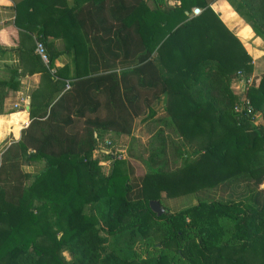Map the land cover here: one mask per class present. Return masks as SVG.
<instances>
[{"label":"trees","instance_id":"16d2710c","mask_svg":"<svg viewBox=\"0 0 264 264\" xmlns=\"http://www.w3.org/2000/svg\"><path fill=\"white\" fill-rule=\"evenodd\" d=\"M214 1L13 0L16 24L45 47L71 39L73 60L53 70L47 47V64L34 52L54 93L0 153V264H174L173 250L175 264H264V74L243 91L255 124L230 88L252 60ZM226 1L264 40V0ZM18 76L0 78V104ZM146 112L147 170L135 176L109 147L105 174L93 151L108 134L126 146ZM191 193L196 203L175 213L150 209ZM148 241L161 251L139 256Z\"/></svg>","mask_w":264,"mask_h":264},{"label":"crops","instance_id":"0c3cea01","mask_svg":"<svg viewBox=\"0 0 264 264\" xmlns=\"http://www.w3.org/2000/svg\"><path fill=\"white\" fill-rule=\"evenodd\" d=\"M74 1L65 0L69 7L74 6ZM176 3L177 0H166L167 6ZM210 6L224 25L240 40L251 57L254 72L252 74L256 75L258 70L264 74V40L254 33L250 25L226 0H216ZM36 31L16 24L13 0H0V78L9 77L10 70L15 69L19 73V87L16 90L5 88L2 91L0 153L11 143L21 139L22 131L30 120V105L39 107L54 93L55 81L45 72L36 70L38 65L33 50L39 37ZM46 41L47 50L54 54L53 70H59L66 65L72 67L73 54L65 48L66 39L63 36H49ZM70 42L71 39L68 43ZM65 89L68 88L65 86ZM15 104L20 105V108H15ZM37 112L39 110H35V113ZM95 152L96 150L93 155ZM25 168L31 171L38 169L34 166Z\"/></svg>","mask_w":264,"mask_h":264},{"label":"rangeland","instance_id":"374dc122","mask_svg":"<svg viewBox=\"0 0 264 264\" xmlns=\"http://www.w3.org/2000/svg\"><path fill=\"white\" fill-rule=\"evenodd\" d=\"M256 73H257L256 75L254 74L255 79H254L253 84H256L259 81V77L261 76V73L259 72V70ZM240 87L239 86L236 87V85H234L232 82L230 88L233 92H237L239 91ZM156 107H160V106L157 105ZM163 113L164 111H162L161 108H159L157 112L155 113V117H159L163 115ZM153 125L154 123L150 122L149 112H146L145 116L143 115V116L137 117L134 122V128L132 132L134 138L132 141L128 140L126 146H120L114 143L116 140L114 135H109V134L106 135L104 140L110 141L111 143H113V145L106 146L103 144L102 146L96 149V152L93 155L98 160L101 159L99 164L101 165V169L103 170V172L105 174L109 172L112 158L115 155V157L125 158L127 161L130 162L135 176H139L143 174L147 170V167L144 164L143 159H145L148 155V141L154 132L152 130ZM167 132H168L167 135L169 136V131L167 130ZM109 147L111 149V152L109 153L112 155L111 156L112 158H107L105 156H102L99 151V149L106 150V149H109ZM138 157H141V159ZM195 203H196V195L194 193L185 194V195L172 197V198L162 197L161 199L162 207L172 213H175ZM160 251H161L160 247L152 241H148L144 244H138L137 246V253L139 256L156 255ZM62 255L65 257L66 260H70L72 258V256L66 250L62 252ZM169 257L173 260L174 264L181 261V257L178 256L176 254V251L174 250L169 251ZM180 264H183V263L181 262Z\"/></svg>","mask_w":264,"mask_h":264},{"label":"built area","instance_id":"2783aa9c","mask_svg":"<svg viewBox=\"0 0 264 264\" xmlns=\"http://www.w3.org/2000/svg\"><path fill=\"white\" fill-rule=\"evenodd\" d=\"M200 12H201V9L198 7H194L192 9V13L194 15H197ZM34 51L36 54H38L40 56V58L44 64L48 63V55L46 52V47L42 41H40V40L35 41ZM251 62L253 64V61H251ZM237 74L239 75V78L237 80H234L233 84L236 85V87H238V86L239 87L241 86V87H240L239 91L236 92L237 95L240 96V99H239L240 102L235 107V109H236V111L241 112L242 114H244V112H245V114H251L250 119L253 123L256 124L257 119H258V114L253 112V109H252L251 105L249 104V101L247 100V98L245 97V95L243 93V91L246 89V87H248L254 83L255 75L251 74L248 77H244L241 75L240 71H238ZM69 87H70L69 83H66V88H69ZM14 107L20 108V105L15 104ZM103 144L108 146L109 141L105 140L104 143H100L98 145V147L102 146ZM99 151H100V149H99Z\"/></svg>","mask_w":264,"mask_h":264},{"label":"water","instance_id":"95a60500","mask_svg":"<svg viewBox=\"0 0 264 264\" xmlns=\"http://www.w3.org/2000/svg\"><path fill=\"white\" fill-rule=\"evenodd\" d=\"M149 206H150V209L153 212H155L158 216L166 211V209H164L162 205L160 204V202L157 200H150Z\"/></svg>","mask_w":264,"mask_h":264}]
</instances>
